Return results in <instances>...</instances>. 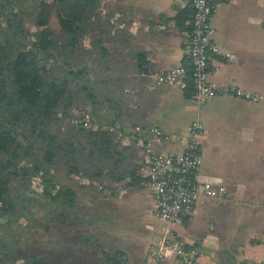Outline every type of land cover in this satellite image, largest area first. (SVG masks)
Segmentation results:
<instances>
[{
  "label": "trees",
  "instance_id": "obj_1",
  "mask_svg": "<svg viewBox=\"0 0 264 264\" xmlns=\"http://www.w3.org/2000/svg\"><path fill=\"white\" fill-rule=\"evenodd\" d=\"M98 9L99 0H0V264L147 262L105 235L117 184L130 189L144 178L142 156L112 130H130L134 112L131 96L102 76ZM185 82L190 96L188 74ZM221 257L212 256L245 263L236 250Z\"/></svg>",
  "mask_w": 264,
  "mask_h": 264
},
{
  "label": "crops",
  "instance_id": "obj_2",
  "mask_svg": "<svg viewBox=\"0 0 264 264\" xmlns=\"http://www.w3.org/2000/svg\"><path fill=\"white\" fill-rule=\"evenodd\" d=\"M189 10L183 0H99L102 76L109 87L131 96L129 128L157 126L177 135L196 118L202 123L201 176L223 185L227 196L205 199L194 221L171 226L179 239L200 250L198 264H216L212 256L221 259L235 250L238 262L264 264V0L223 3L211 19L213 39L231 56H210L208 78L249 90L259 96L257 101L216 96L197 107L178 84L157 83L158 74L184 61ZM158 147L179 150L174 141ZM138 161L146 183V166L140 157ZM147 190L139 228L147 231L149 247L164 225L152 215ZM125 193L136 190L121 188L116 200ZM196 219L205 220L197 239L190 232Z\"/></svg>",
  "mask_w": 264,
  "mask_h": 264
},
{
  "label": "built area",
  "instance_id": "obj_3",
  "mask_svg": "<svg viewBox=\"0 0 264 264\" xmlns=\"http://www.w3.org/2000/svg\"><path fill=\"white\" fill-rule=\"evenodd\" d=\"M230 1L233 0H183L191 8L189 40L184 61L156 76L158 84H178L184 89L185 76L188 74L192 87L189 98L197 107L209 103L216 96L259 100V96L249 90L236 85H219L208 78L210 56H231L213 39L215 29L211 21L217 8ZM83 121L86 123L87 117ZM112 130L119 146L134 142L133 146L139 147L147 170L152 215L164 225L160 229V236L149 245V260L176 257L181 264H196L200 250L177 238L171 226L191 221L205 199L222 200L227 196L223 185L204 180L201 176L202 123L196 118L184 133L177 135L169 134L157 126L143 131L140 125L125 130L120 124H116ZM172 141L179 147L178 151H166L158 147Z\"/></svg>",
  "mask_w": 264,
  "mask_h": 264
},
{
  "label": "rangeland",
  "instance_id": "obj_4",
  "mask_svg": "<svg viewBox=\"0 0 264 264\" xmlns=\"http://www.w3.org/2000/svg\"><path fill=\"white\" fill-rule=\"evenodd\" d=\"M97 21L100 25L101 16L99 14V11H98ZM51 25L55 29L58 27L57 21H56V18L54 15L52 16V19H51ZM84 43H85V45H87L88 40H84ZM128 148L130 149L129 153L133 152L134 155H140V150H139L138 146L135 147L131 143L128 145ZM137 160H138V158H137ZM81 179H82L81 181H83L84 183H88L90 181V180L85 179V178H81ZM90 184L95 185L97 183L92 181ZM109 184H112V183H109ZM113 185H115V183H113ZM31 186L36 191H40L39 179L33 178L32 182H31ZM117 187L119 188L118 190L123 188L120 183L117 184ZM132 189L136 190L135 194H133V193L126 194L125 193V195H122L119 202L117 200L114 201V203H115L114 208H116V205L118 207H117V209L113 208L114 209L113 211H115L116 214H115V216L112 217V219L114 218L115 221L109 222V224L107 222L108 225L114 226L113 228L108 226L107 230L105 229V235L107 236V240H108V238H112L111 240L114 241V240H117L120 238L122 240L121 241L122 244L125 246L124 249H126L130 258L131 257H135V258L144 257L145 255H142V254L145 253L146 254V260H147L146 264H181V262L178 259H176V257H169V258H164L161 260H149V258H148L149 247H147L148 245L146 246V244H145V239L149 236H148L147 231L144 228H139V227H141L140 225L142 224V218L139 217V215H141V208L143 206V203L146 200L145 193H147L148 192L147 189H149L148 182L144 183V181H142L139 184V186L132 187ZM106 191L107 190H105V192ZM108 192L109 191H107V193ZM85 197L87 198V196H85ZM107 206L108 205H106L105 208H106V211H108V213H109V211L112 208L110 209L109 206L108 207ZM122 206L124 208H126V210H123ZM110 212H112V211H110ZM195 216H196V214H195ZM195 216L193 217L191 222L194 221V219L196 218ZM151 220L153 221L152 217H151ZM188 222H190V221H188ZM22 223L25 224L26 219H22ZM105 225H106V223H105ZM210 225H211V223H210ZM172 226L176 227L177 225H172ZM204 227H205V220H203V219H200V220L196 219L194 225L190 226V232L193 234L195 239H197V237L200 235L199 233L201 232V230ZM160 234H161V232L159 230V233H157L154 236L153 241L157 237H159ZM153 241H151V243ZM185 244H187V243H185ZM191 245L193 246L194 244H191ZM151 249H152V247H151ZM200 255L196 259V264H198V259H199Z\"/></svg>",
  "mask_w": 264,
  "mask_h": 264
}]
</instances>
